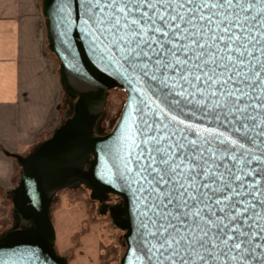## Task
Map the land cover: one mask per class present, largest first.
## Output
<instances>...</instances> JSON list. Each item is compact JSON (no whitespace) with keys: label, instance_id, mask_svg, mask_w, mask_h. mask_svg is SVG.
<instances>
[{"label":"water","instance_id":"95a60500","mask_svg":"<svg viewBox=\"0 0 264 264\" xmlns=\"http://www.w3.org/2000/svg\"><path fill=\"white\" fill-rule=\"evenodd\" d=\"M39 10L71 113L26 155L9 152L13 207L31 226L0 237V264H68L48 211L75 184L119 199L108 208L122 231L117 264H264V0ZM110 89L124 101L100 134Z\"/></svg>","mask_w":264,"mask_h":264},{"label":"crops","instance_id":"0c3cea01","mask_svg":"<svg viewBox=\"0 0 264 264\" xmlns=\"http://www.w3.org/2000/svg\"><path fill=\"white\" fill-rule=\"evenodd\" d=\"M60 89L39 0H0V184L13 173L4 151L28 149L63 120Z\"/></svg>","mask_w":264,"mask_h":264},{"label":"rangeland","instance_id":"374dc122","mask_svg":"<svg viewBox=\"0 0 264 264\" xmlns=\"http://www.w3.org/2000/svg\"><path fill=\"white\" fill-rule=\"evenodd\" d=\"M60 94L59 113L64 119L70 116L71 111L68 102H65L67 98L62 91ZM124 96V92L119 89L107 91L103 113L97 123V133L103 134L110 130L123 104ZM72 101L69 99V104ZM50 133H46L31 147L17 151L16 154L26 155L34 145L46 139ZM8 157L13 163V173L6 184H0V237L11 230L31 226L29 221L18 219L14 210L11 190L17 185L20 167L16 159ZM88 193L89 191L81 184H75L57 190L49 204L48 212L54 230V249L66 259L68 264H98L101 245H115L119 257L123 251L122 231L112 224L109 216L97 211ZM112 201L115 203L119 199L116 197ZM118 259L112 264H117Z\"/></svg>","mask_w":264,"mask_h":264},{"label":"trees","instance_id":"16d2710c","mask_svg":"<svg viewBox=\"0 0 264 264\" xmlns=\"http://www.w3.org/2000/svg\"><path fill=\"white\" fill-rule=\"evenodd\" d=\"M7 156H11L8 151H4ZM101 252L98 255L99 261L98 264H112L115 260L119 258L118 248L115 245H101Z\"/></svg>","mask_w":264,"mask_h":264},{"label":"flooded vegetation","instance_id":"af4514ba","mask_svg":"<svg viewBox=\"0 0 264 264\" xmlns=\"http://www.w3.org/2000/svg\"><path fill=\"white\" fill-rule=\"evenodd\" d=\"M116 198L114 197V195H107L106 199L103 200V201H96V200H92L94 206H96L97 208V211L99 213H102L103 215L106 214L107 216H109V211H108V208L114 204H116L117 202L113 203V199ZM21 220V219H20Z\"/></svg>","mask_w":264,"mask_h":264},{"label":"snow or ice","instance_id":"6c2138e0","mask_svg":"<svg viewBox=\"0 0 264 264\" xmlns=\"http://www.w3.org/2000/svg\"><path fill=\"white\" fill-rule=\"evenodd\" d=\"M223 2H224V0H220V3L221 4ZM227 2L229 4H231L232 3V0H227ZM212 6L215 7L216 5H212ZM120 11H124V9H121ZM172 19H175V17H173ZM117 23H119V21H117ZM133 23H135V21H133ZM176 27H179V25H177ZM157 31H160V29H157ZM225 31H227V29H225ZM163 34L164 35H167V33H163ZM234 39H235V37H234ZM197 79H199V77H197ZM161 179H163V177H161ZM205 235H207V233H205ZM228 239L230 240V239H232V237H229ZM224 242L227 243L228 241L225 240ZM233 247L236 248L237 250H239L240 247H241V245L240 244H234ZM201 260H203V257H201ZM181 264H184V261L183 260L181 261Z\"/></svg>","mask_w":264,"mask_h":264}]
</instances>
